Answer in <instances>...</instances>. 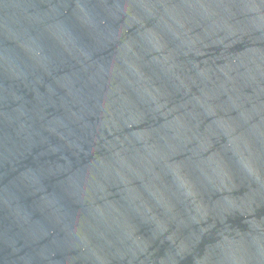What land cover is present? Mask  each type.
<instances>
[{
  "label": "water",
  "instance_id": "water-1",
  "mask_svg": "<svg viewBox=\"0 0 264 264\" xmlns=\"http://www.w3.org/2000/svg\"><path fill=\"white\" fill-rule=\"evenodd\" d=\"M0 264H264V0H0Z\"/></svg>",
  "mask_w": 264,
  "mask_h": 264
}]
</instances>
